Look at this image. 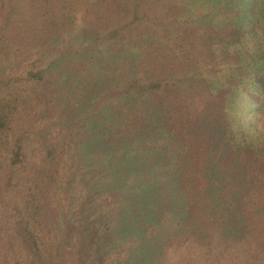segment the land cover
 I'll list each match as a JSON object with an SVG mask.
<instances>
[{
  "label": "trees",
  "instance_id": "trees-1",
  "mask_svg": "<svg viewBox=\"0 0 264 264\" xmlns=\"http://www.w3.org/2000/svg\"><path fill=\"white\" fill-rule=\"evenodd\" d=\"M26 9L25 49L0 55L13 264H66L73 238L75 264H264V0Z\"/></svg>",
  "mask_w": 264,
  "mask_h": 264
},
{
  "label": "rangeland",
  "instance_id": "rangeland-1",
  "mask_svg": "<svg viewBox=\"0 0 264 264\" xmlns=\"http://www.w3.org/2000/svg\"><path fill=\"white\" fill-rule=\"evenodd\" d=\"M26 2L27 0H0V30L2 31V35L0 37V55L4 52V50L2 49L4 47L10 48L17 55H20V53H22L25 49V45L21 40L20 32H23L25 22L27 21ZM83 12V8H81L79 13L77 14V17L80 20L82 18ZM32 55L35 57V55L37 54L32 52ZM32 60L33 59L31 58H21L20 56V58H18L16 61L8 63V66H11V68L13 69H19L21 68V66L27 65ZM15 62L18 63V65H15ZM35 93V96L37 97L39 95V91L35 90ZM27 111L28 110L24 111L23 114L25 120L30 119ZM52 134V137L48 141L50 143H53L58 149V153L61 156V163L64 156L66 157L75 151V144L73 143L74 140H70L71 137L75 138V134L73 130H71V128L53 130ZM62 150L63 152H61ZM97 200L99 201L95 203L96 205L98 203H103L106 201L104 195L100 196ZM0 210H2L1 206ZM8 213L9 212H2L0 214V264H13L14 259V252L11 249V244L15 243V240H12L10 234L7 232L9 223L5 224L6 220L8 222L10 220L7 215ZM56 215H59V213H56ZM49 218H51V216H49ZM85 246V240H83L82 238H73L72 240L67 241L66 254L68 258L66 264H75L76 253L80 248L84 249ZM107 260L103 259V261Z\"/></svg>",
  "mask_w": 264,
  "mask_h": 264
}]
</instances>
